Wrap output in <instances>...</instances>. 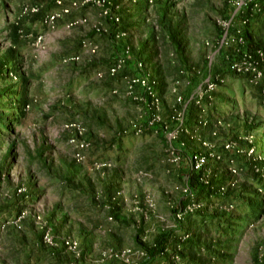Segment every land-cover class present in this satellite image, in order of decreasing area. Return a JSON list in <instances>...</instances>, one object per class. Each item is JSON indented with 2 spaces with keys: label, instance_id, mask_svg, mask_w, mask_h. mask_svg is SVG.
<instances>
[{
  "label": "rangeland",
  "instance_id": "1",
  "mask_svg": "<svg viewBox=\"0 0 264 264\" xmlns=\"http://www.w3.org/2000/svg\"><path fill=\"white\" fill-rule=\"evenodd\" d=\"M112 2L0 0V264H264V0Z\"/></svg>",
  "mask_w": 264,
  "mask_h": 264
},
{
  "label": "built area",
  "instance_id": "2",
  "mask_svg": "<svg viewBox=\"0 0 264 264\" xmlns=\"http://www.w3.org/2000/svg\"><path fill=\"white\" fill-rule=\"evenodd\" d=\"M81 1L96 3L98 5H103V6L113 5L112 0H72V4L74 6H76ZM133 2H136V0H133ZM114 6H115L114 8L116 10H119L120 7H121L120 4H116V5L114 4ZM66 11L69 12L68 9ZM112 18L117 23L120 22V20H121L120 16H118V15L117 16L113 15ZM85 44L87 45V43H85ZM127 52L129 54V51H127ZM263 54H264V51L261 52V55H263ZM138 65L140 67H142L143 66V62H139ZM119 66H121V65H119ZM235 67H237V66H235ZM116 70H117V67H113L111 69L113 74H114V72H116ZM235 71H241V68H238ZM254 71H255L257 76L260 77L262 75V72L258 71V69L256 67L254 68ZM139 81H141L139 78H134V79L129 78L128 83L133 85V84H135V83H137ZM218 81L219 82H224L225 79L224 78H219ZM142 82L144 84H147L146 80H143ZM148 89L152 92V85H148ZM73 125H76V124H72V126ZM184 131H186V127L184 125H182V127L180 129V132H184ZM80 133L83 134L82 131ZM174 138H176V136ZM71 141L73 143H75V145L77 147V151H76L77 158L79 160L84 159L85 155H84L83 152L87 149V147L89 146V143L83 138H80V139L79 138H72ZM203 145H204V150L203 151L195 152L191 156V166H192L193 170L196 171V172L203 171L207 166H209L211 160L220 161V159H221V155L218 154L213 149V146L209 142L205 141L203 143ZM174 153H176V152H174ZM178 159H179V156H177V160ZM201 179H204V178H201ZM203 181H205L208 184L210 183V181L208 179H206V178ZM202 207H203V204L196 199L195 192L190 189V191L187 193V201H186L185 205L183 207L179 208L175 212V218H176V220H179V221L184 220L187 215L193 214L194 212H196L197 210H199ZM110 220L114 221V218L111 216ZM67 243L72 247L71 242H67ZM181 249H182L181 244H178L177 245V251H179Z\"/></svg>",
  "mask_w": 264,
  "mask_h": 264
},
{
  "label": "trees",
  "instance_id": "3",
  "mask_svg": "<svg viewBox=\"0 0 264 264\" xmlns=\"http://www.w3.org/2000/svg\"><path fill=\"white\" fill-rule=\"evenodd\" d=\"M263 14H264V11H263ZM263 89H264L263 85H258V91L261 94H263ZM262 107H263V103L260 102L259 110H261ZM252 118L254 120L260 119L259 116H257V115H254ZM262 121H264V119H262ZM170 237H171V233H168V232H161L157 236L154 244L151 247L148 248V254L150 255L151 259H155L157 256L161 255V253L165 250V248L167 246V242L169 241Z\"/></svg>",
  "mask_w": 264,
  "mask_h": 264
},
{
  "label": "crops",
  "instance_id": "4",
  "mask_svg": "<svg viewBox=\"0 0 264 264\" xmlns=\"http://www.w3.org/2000/svg\"><path fill=\"white\" fill-rule=\"evenodd\" d=\"M135 61H136V60H133L132 63L135 62ZM190 123H193V122H190ZM204 136H205L206 138H211V137H212V135L210 134V130H209V129L206 130ZM116 225H117V224H116ZM112 227L115 228V229H118V228L115 226V223L112 224Z\"/></svg>",
  "mask_w": 264,
  "mask_h": 264
}]
</instances>
